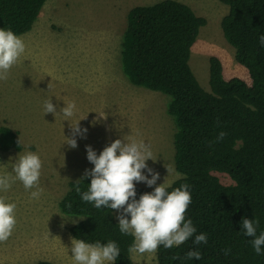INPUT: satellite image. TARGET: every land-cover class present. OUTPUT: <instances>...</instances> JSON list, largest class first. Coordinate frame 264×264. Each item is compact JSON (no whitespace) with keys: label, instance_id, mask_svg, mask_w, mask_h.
<instances>
[{"label":"rangeland","instance_id":"obj_1","mask_svg":"<svg viewBox=\"0 0 264 264\" xmlns=\"http://www.w3.org/2000/svg\"><path fill=\"white\" fill-rule=\"evenodd\" d=\"M163 0H47L30 32L20 35L26 49L0 81V127L18 135L21 151L0 150V174H13L19 154L34 152L42 160L39 187L32 199L20 181L0 197L15 203L16 225L12 235L0 242V264H75L71 255L70 228L82 218L69 216L59 203L94 165L87 159L86 145L99 155L116 139L135 138L148 144L153 160L148 167L159 173L154 189L169 186L181 176L174 166V121L166 113L168 97L132 86L121 71L120 51L127 14L136 6ZM189 6L206 20L192 48L190 66L200 85L209 90V59L218 58L226 80L250 82L246 68L237 63L235 50L220 27L228 8L219 0H175ZM51 100L57 113H45ZM75 102L76 114L65 120L60 109ZM78 120L87 133L76 135V148L66 144L72 137L70 124ZM171 166L174 172L168 174ZM145 174L147 175V171ZM149 178H151L149 176ZM223 182L229 183L223 178ZM119 212L116 211L115 217ZM118 220V219H117ZM134 264H157L155 253H132Z\"/></svg>","mask_w":264,"mask_h":264},{"label":"trees","instance_id":"obj_2","mask_svg":"<svg viewBox=\"0 0 264 264\" xmlns=\"http://www.w3.org/2000/svg\"><path fill=\"white\" fill-rule=\"evenodd\" d=\"M46 1L0 0V29L17 36L30 32ZM219 1L228 8L220 23L223 37L248 71L249 83L237 77L226 80L221 61L211 57L209 90L200 85L190 59L206 20L186 4L163 0L127 14L121 71L132 86L168 97L166 113L175 124L174 166L181 177L167 191L189 186L192 202L185 219L192 220L196 234L207 235L206 244H194L193 236L171 249L161 245L157 264H264V254H255L253 238L241 229L242 218H247L259 221L257 235L264 232V0ZM221 131L226 135L218 141ZM22 149L17 133L0 127V150ZM82 178L68 184L59 203L62 213L83 218L70 228L72 238L114 241L120 249L115 264H134L128 251L134 238L120 232L117 210L81 199L76 188L87 191L91 179ZM135 187L137 199L154 190ZM190 250L199 251L201 259H185Z\"/></svg>","mask_w":264,"mask_h":264},{"label":"clouds","instance_id":"obj_3","mask_svg":"<svg viewBox=\"0 0 264 264\" xmlns=\"http://www.w3.org/2000/svg\"><path fill=\"white\" fill-rule=\"evenodd\" d=\"M260 43L264 46V35L260 36ZM24 40L12 30L0 29V81H6L10 69L17 63L25 52ZM45 113L56 114L57 109L51 100L43 103ZM65 120L69 121L76 114L75 102L67 103L60 109ZM78 120L70 124L72 137H66V144L70 148L77 147L76 135H84L87 129L79 127ZM226 133L221 131L217 140H223ZM87 159L94 165L86 170L82 179H90L87 191L81 192L76 188L84 202L93 203L96 208H110L117 210L118 226L122 234L131 235L134 240L128 251L130 253H155L162 245L165 249L179 246L194 236L193 243L199 245L207 243L205 233L196 234V228L191 219H185V213L192 202L187 184L172 191L165 182L156 186L153 191L145 192L136 198L135 183L144 182L148 187L156 185L159 173L148 167L146 161L153 159V153L143 140L129 138L116 139L103 148L97 155L90 145H86ZM42 160L34 152L19 154L12 166V173L0 174V191H8L12 184L20 181L25 190L30 192L32 199H39L43 189L39 187ZM147 171V175L145 171ZM168 174L174 172L169 166ZM149 176L151 178H149ZM135 182V183H134ZM15 203H6L0 197V242H5L12 235L17 223L15 217ZM83 219V218H82ZM259 221L242 218L241 229L247 237H252V247L256 255H262L264 248V232L257 235ZM71 257L75 264H115L120 255V249L114 241L101 244L87 243L82 239H71ZM226 248L224 254H230ZM173 259H179L174 256ZM185 259H201V253L190 250Z\"/></svg>","mask_w":264,"mask_h":264}]
</instances>
